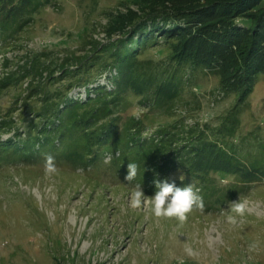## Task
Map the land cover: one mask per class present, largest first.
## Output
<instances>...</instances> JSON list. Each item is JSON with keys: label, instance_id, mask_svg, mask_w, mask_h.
<instances>
[{"label": "rangeland", "instance_id": "rangeland-1", "mask_svg": "<svg viewBox=\"0 0 264 264\" xmlns=\"http://www.w3.org/2000/svg\"><path fill=\"white\" fill-rule=\"evenodd\" d=\"M50 1L34 11L27 0H15L1 8L9 14H0V26L13 14L21 18V26L15 35L7 31L0 36V120L3 115L21 119V123L8 119L9 127L17 131L24 129L29 135L28 139L19 141L26 143V151L16 150L13 142L7 146L20 157L11 155L9 149L5 152L0 149V264H178L180 259L184 264H264V74L257 76L254 87L246 98L240 99L241 105L236 111V135L229 139L236 140L237 144L243 137L245 140L225 153H236V161L244 164L248 175L241 170L226 173L216 169L214 177L224 186L240 184L236 186L238 191L234 198H228L227 202L219 200L204 186L212 178L205 168L223 163L216 161L218 157L210 155L206 149L198 150V155L190 158L196 165L192 174L183 164L165 163L166 156L171 154L159 149L145 131L133 134L129 130H116L131 124L154 134L159 129L164 132L166 126L171 133L180 136L183 127L175 129L173 126L184 121L186 129H206L212 141L225 144L226 138L215 135L212 130L224 123L229 125L225 119L236 108L238 98L223 92L214 73L200 68L189 72L188 75L194 76L183 77L179 82L180 95L177 93L171 100L168 110L153 107L149 102L141 104L139 95L131 91L134 90V74L121 66L108 71L111 60L99 63L89 57L79 63L69 59L71 66L66 69L72 76L83 73V67L93 64L91 79L100 75L95 84L102 87L97 89L112 92L111 95L98 94L101 97L88 105L98 107V124L119 120L110 132L117 151L109 155L115 162L105 153L110 150L106 144L97 146L89 139L90 145L84 148L87 151L80 149L83 145L73 139L76 127L66 114L55 117L48 107L43 117L37 116L38 111L33 108L37 110L42 105L43 88L51 86L49 100L55 105V98H62L70 87L72 91L67 98L77 100L76 91L78 86L84 85V80L80 75L70 80L62 74L61 67H57L51 76L52 72L45 70V77L36 85L38 76L26 65V60L44 61L53 53L60 61L64 56L67 59L70 53L75 56L91 53L124 35V30L107 32L114 22L133 11L139 12L148 4L143 0ZM29 12L33 19L24 26L22 17ZM5 37L9 38H6L8 42ZM167 52L166 46L155 45L143 50V56L149 54L160 59ZM54 81H59V85ZM111 96L117 98L115 103L109 100ZM73 101L69 103L72 105ZM104 101L111 107L109 113ZM31 114L37 117L28 120ZM89 119L87 124L94 117ZM2 126L0 123V130L5 129ZM127 133L132 136H126ZM16 134L0 131V139L7 140L8 136ZM160 136L164 141L169 135ZM64 149L71 156L66 155ZM47 154L55 157L58 168L57 174L52 176H45L44 172ZM129 162L138 165V174L132 183L124 180ZM160 162L164 166L158 167ZM171 168H176V173ZM180 173L189 181L204 184L200 190L196 189L205 203L203 213L193 211L187 222L180 225L175 219L156 218L151 212L150 198L140 209L130 207V194L136 184L151 197L156 190L154 178L174 180L177 186L183 187L174 179ZM193 187L195 189L194 184ZM240 197L246 201L247 213L230 224L227 216L235 214L229 205ZM253 242H257L258 247L250 251L249 245ZM186 245L196 251L195 258L184 253Z\"/></svg>", "mask_w": 264, "mask_h": 264}, {"label": "trees", "instance_id": "trees-1", "mask_svg": "<svg viewBox=\"0 0 264 264\" xmlns=\"http://www.w3.org/2000/svg\"><path fill=\"white\" fill-rule=\"evenodd\" d=\"M12 1L15 0H9L7 3L6 0H0V14L3 15L4 12L9 14L1 8ZM27 1L32 6V11L40 10L42 6L51 2L50 0ZM142 2L148 4L141 7L139 12L133 11L129 16L117 19L118 21L112 24V28L107 30L109 33L124 30V35L94 49L91 53L89 51L82 56L70 53L67 59L64 56L65 59L60 61L57 56H53V53L44 61L38 58L27 59L26 65L32 67L35 75L38 76L39 81L35 83L42 82L45 70L52 72L51 76L57 67H61L62 74L69 76L70 80L80 75L82 80L87 81L95 66L93 64L89 67L85 66L83 73H75L72 76V72L66 69L71 66L69 59L79 63L89 57L98 62L111 60L110 66H121L124 71H131L134 74L132 80L134 90L131 91L139 95L141 104L149 102L153 107L160 106L169 110L171 100L177 93L178 96L180 95L179 82L185 77L194 76V74L188 75L189 72L200 68L208 73H214L218 76L223 92L235 94L238 98L234 104L236 108L225 119L229 125L224 123L218 129L212 130L215 135L226 138L225 144L221 145L217 140L212 141L207 136L206 129L198 127L184 128L180 136H176L178 134L176 132H162V135H169L162 144L165 143L164 147H167L165 152L171 154L166 156L165 163L168 165L180 163L183 164L184 169L194 171L196 165L191 159L195 158L194 155H198V150L206 149L210 155L218 157L216 161L223 162L218 165H208L205 168L206 173L209 172L208 169H213L214 172L219 168L226 173L241 170L243 174L248 175L243 169L244 164L236 161L238 159L236 153L230 152L228 155L225 153L237 148L245 140L243 137L241 143L238 141L237 144L236 140L229 139L230 136L236 135L234 127L238 119L236 111L241 105L240 99L246 98L254 87L257 76L264 74V0H143ZM28 14L25 13L22 17L24 26L33 19L31 12ZM20 19L16 14L11 15L10 20L5 19L4 25L0 26V36L7 31L9 35H15L21 26ZM6 38L8 37L4 40L8 42L9 38ZM155 45L167 47L168 52L165 57L157 59L149 54L143 56V50ZM109 100L115 103L117 98L114 96ZM104 106L108 109L106 113H109L111 107L108 101H104ZM83 109L86 116L90 115L86 118L87 123L91 121L89 118L99 119L98 107L86 105ZM70 115L74 113L70 112ZM117 123V119L97 123L94 126L90 122L88 127L93 126L92 129L101 131V135H107L110 134L109 128H113ZM173 127L177 129V126ZM86 139L89 140V136ZM225 164L227 167L224 166ZM251 172L254 171L249 173ZM254 179L250 178V180ZM209 184L210 182H205V185H202L206 186L207 191L215 198L220 199L226 197L232 199L238 191L236 186L240 185L238 182L224 186L223 191L220 192Z\"/></svg>", "mask_w": 264, "mask_h": 264}, {"label": "clouds", "instance_id": "clouds-1", "mask_svg": "<svg viewBox=\"0 0 264 264\" xmlns=\"http://www.w3.org/2000/svg\"><path fill=\"white\" fill-rule=\"evenodd\" d=\"M44 172L45 176H52L58 172L55 157L50 154L45 156ZM137 174L138 165L129 162L124 180L132 183L136 179ZM178 181L184 186H177L174 180L170 182L167 178L164 180H160L158 177L154 178L153 183L156 190L151 197L145 195L144 189L140 184H136L130 194V207L134 210L140 209L147 203V199L150 198L151 212L156 218L175 219L180 225L185 224L193 211L198 210L203 213L205 203L198 190H195L198 189L197 187L194 189L191 183L185 186V180L182 175ZM213 181L212 183L216 182L215 179ZM225 201L227 202V200ZM229 208L235 214L227 216V222L230 224H235L236 217H243L247 213L246 201L241 197L237 201H231ZM257 247L258 243L253 242L249 245V250H255ZM184 253L190 258H195L197 255L196 251L187 245L184 248ZM178 264H184L183 259H180Z\"/></svg>", "mask_w": 264, "mask_h": 264}]
</instances>
